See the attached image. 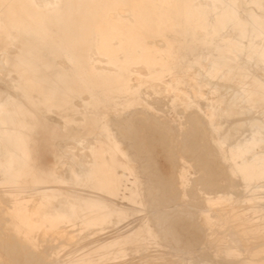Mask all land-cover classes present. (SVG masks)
I'll list each match as a JSON object with an SVG mask.
<instances>
[{
    "label": "rangeland",
    "instance_id": "374dc122",
    "mask_svg": "<svg viewBox=\"0 0 264 264\" xmlns=\"http://www.w3.org/2000/svg\"><path fill=\"white\" fill-rule=\"evenodd\" d=\"M197 1L198 0H175V2L174 0H123L120 6H130V10H132V17L134 19V22H130L129 17H122L119 15L111 20L108 19L107 10H105V8L103 7L101 8L97 0H60V5L62 6V8L57 12L51 11L50 7L54 5L55 2H59L58 0H52L51 2L47 0H0V53L2 51H6L7 46L5 45L4 37H44V40H46L47 43L52 46V50L46 52H43L44 50L41 48H36V51L28 57V63L30 67L29 75L34 80V82L27 84L21 81L18 83V86L21 90L26 89L27 93L26 95H24L25 97L21 96L20 98H18L17 96L16 98L12 99L13 96L7 94L4 98L7 99V101L2 99L3 101L0 102V104L7 102L8 108L16 112V115L19 116L17 118L18 121L16 122L17 126L19 127L18 129H20L17 137V139H19L18 147L21 149V155L23 159L22 161L26 167L24 170V174H22L19 171H13L11 165L7 164L8 170L11 171L10 175L12 178L9 186L20 187L21 191H11L10 194H0V243H3L4 246H8V248L5 247V249L8 250L6 251L2 247V244H0V264H11L13 259H15L14 262H12L13 264H20V262L22 264H33L34 261H29L33 259L31 255L36 256H34V258L37 259H35L36 262H39L37 264H219V262L220 264H264V234L260 232L264 231V134L255 130L248 131V129L246 130V128L243 127L240 130V134L248 133V140H243L239 145L237 144L236 139L240 135H233V132L229 131V134H232H230V138H228L227 141H222L221 136L226 131L225 129H230L231 126L240 119L227 118L226 116L219 117V114L223 110V107L218 102L216 98L217 92L214 90L212 84L210 83H203L202 91L204 93H202L199 99H194L193 93L200 88L198 87L199 85L194 82L191 72L186 67V65L189 64L201 69L204 73H206L205 75L207 77L212 79L214 83L218 81V83H220L221 85H228L229 83L238 85L239 82L241 83L245 81L243 78L247 77L250 80L254 79V75L252 73L242 68V59L238 58V54H243L247 58L254 56V53H257L259 55V58L264 60V19L259 17L260 14L264 11L262 3L264 2V0H243L245 6H248L247 11H243L242 9L238 8L237 0H208L210 3L207 5H198ZM116 6H118V4ZM241 15H245V18H242ZM5 29L11 31L12 34L4 33ZM210 29H212V32L209 31ZM199 31H202V33H198ZM168 32L172 33V36H168ZM223 32L232 33L233 35L230 38H222L221 33ZM108 36H110L109 39ZM55 40H60L65 44L67 52L77 59V67L64 68L62 64H57V61L63 60L64 57L60 53L59 49L54 46L53 41ZM157 40H161L163 42V45L158 46L156 42ZM257 40H260V44L256 46L255 44ZM99 42L105 45L106 43H109V45L107 44L109 47L107 46L105 48H102L96 53L97 57L103 58L102 56H104L103 59L105 60L93 61L92 58L95 54L92 53V47L93 45L96 46ZM260 48L263 51L262 53L259 52ZM105 53L107 54L105 55ZM228 54L229 56L232 54V60L227 58ZM203 55L205 56L204 61L202 60ZM9 56L17 57L18 55L9 54ZM139 61H142V63ZM130 64L134 65L131 67ZM137 67H143V71L136 70L138 69ZM217 68L218 70H216ZM172 70H174L175 72H173ZM116 77L122 80H116ZM132 78L134 81L132 80ZM39 80H41L42 82H40ZM175 81L178 82L175 83ZM181 81H184L183 84ZM40 85L42 86L41 90L43 92V97L45 100L36 102L33 96L36 94L38 95V97H41V93L39 92ZM159 86L164 87L165 91H162ZM12 91L15 92L16 90ZM242 91H245L244 94L246 95L249 102L250 96L248 93V88H242ZM52 96L55 97V100L62 108H70L68 112V118L64 120L63 131H60L58 129V124L56 122L50 121L48 119L49 112L44 113L41 108H47L49 106L46 102V99H49ZM84 96H87L88 98L85 99ZM74 100L80 102V106L75 105L73 103ZM26 102H28V106H30L32 109H27ZM161 106L164 107L162 108ZM159 107L161 108V111ZM116 112H121V116H116ZM197 114L199 116H197ZM192 115L195 116L193 117ZM77 116L82 119H77L75 121L74 119ZM146 116L148 119L150 118V120H147ZM189 116H191L193 119ZM157 119L158 121H155ZM186 119L187 122L190 123V127L188 126V123H185L184 125L183 122L186 121ZM201 119H203V123ZM140 120H144L147 124H150L147 125L144 121ZM131 121L133 124H130ZM71 122L76 125V131L71 132L68 129V126ZM137 122L140 123L137 124ZM194 122H197L198 124L194 126ZM154 123L158 124V129L160 132L162 131V134L158 131L157 126ZM217 123L222 124L223 129L217 128ZM136 124L138 126H136ZM130 125H132V128ZM143 125L146 127H143ZM159 125L162 127H159ZM163 125L164 127L167 125L168 126L163 128ZM39 126L41 127L39 128ZM46 126L48 127L46 128ZM120 126L122 127V129H120ZM152 126L155 127L154 130L156 131L152 129ZM136 127H138V129ZM169 127L172 130H169ZM198 127L199 129H197V132L199 130L200 133H198L200 135L204 132V134H206L207 136L204 134V136H200L197 132L193 133ZM200 127L202 128L200 129ZM125 129L128 131H126ZM135 130H137V132H135ZM187 130L188 133L185 132ZM189 130L193 131L190 132ZM220 130H222V133ZM165 131H169L171 136ZM174 131L177 136L174 135ZM135 133L138 134V137ZM147 134L150 135L147 136ZM151 134H154V136H151ZM157 134L159 135V137ZM191 134L194 139L191 137ZM194 134H196V137H194ZM58 135L62 137L77 138L75 144L78 147L84 146V140L89 138L92 139V144L87 148L89 156L91 157V162L88 164V167L86 169H84L82 165V157L78 159L77 163H73L70 156L66 153H63L61 160H58L56 151L45 145L46 138ZM160 135H163V137L164 135H167L168 137L165 136L163 138ZM184 135L186 136V139L188 137V139L192 138V140H195L197 142L199 140L198 145L200 146H197V143L194 144L195 141H192L193 143H191V139L189 141L187 140L188 142H186ZM132 136H136L139 141L135 140L136 137L133 138ZM150 137L153 139H151ZM200 137H202L203 139ZM205 137L209 140H206ZM162 139H167L168 141L166 142V140L163 141ZM172 139L175 144L172 142ZM169 140H171V142ZM145 141H147V144H145ZM152 141L153 143L155 141L156 142L153 144ZM182 141L185 146L182 144ZM212 141H215V144H213ZM121 142L124 143L123 147L120 145ZM129 142H133L134 144H137L138 142L137 146L140 147V149L137 148V146H135L133 143L131 144ZM161 142L166 145L164 146V144H161ZM168 142H170L171 145ZM178 142H180L181 145ZM184 142H190L189 144L192 147L188 148L189 144H187L186 148V144ZM148 143L150 145V153L148 152L149 150H146V148H149ZM172 144L174 147L172 146ZM193 144L196 146H193ZM205 144H207V146H205ZM131 145H134L135 147L132 146L131 148ZM153 145L154 147L156 146V148H154ZM169 145L170 147L172 146V148H167L169 147ZM141 146H144L143 150ZM178 146L180 147V150L183 149L184 152L180 151L178 149ZM162 147L168 149L165 152L170 153H166L167 155L164 152L161 153L162 151H164L163 149H165ZM196 147L199 151L202 147L203 148L200 152H197L195 151ZM129 148H131V150ZM152 148L156 149V151L154 149L153 150L155 154L157 153L156 155L159 156L157 159L155 154L151 155V153L153 152L151 151ZM158 148H160V150ZM191 148H193L192 151L194 150L195 152H192ZM185 149L192 153L191 154L190 152H188L190 153V158L188 157L187 151ZM135 150H138L139 152H136ZM219 150L224 151V153L228 157V161L224 160V158L220 156ZM140 151L142 155L140 154ZM145 152L149 153V155L147 153L146 155H144ZM261 152H263V154ZM195 153L197 154L195 155ZM137 154L140 155V157H138ZM150 155L151 157H155H153L154 160L151 159ZM162 155L163 157H161ZM200 155L201 157H199ZM168 157L170 158V160H172L169 163L165 161L167 159L169 161ZM192 157L194 160H191ZM140 158H142V161H140ZM152 160L154 162H152ZM229 161L232 163V165H235L236 163L242 161L247 166L239 170V173L232 175L231 169L229 168ZM70 163H73L74 171H76L73 174V178L75 180V184H73V186L75 185L74 187L78 190L77 195H68L63 191L64 188L69 187L68 181L70 179ZM202 163L203 167H201ZM207 164H209V166H207ZM147 165L150 167H148ZM154 166L158 169H156ZM196 166L197 168H199L196 169ZM143 168L147 172H145ZM152 168L154 169V171H156L151 172L153 171ZM220 168L223 169L221 170ZM176 169H178L179 171H175ZM120 171H123L124 174H121ZM147 174H149L150 176ZM153 175L157 176L154 177ZM168 175L172 176L169 177ZM175 175L177 176L175 177ZM218 175L219 177H217ZM150 177H153L152 180ZM199 177L201 178V180ZM145 178H148L147 182ZM149 178L152 184L155 182L153 185H151V183L148 181ZM166 179L167 181H169L168 185L166 184ZM204 179H206V181H208V183L210 184L206 182V184L204 185ZM173 180H175V182H173ZM162 181H164L165 183ZM194 181L196 182L194 183ZM7 183V180L0 177L1 188L6 187ZM55 185L56 187H54ZM157 186H159V188ZM166 186H169L168 189ZM170 186L172 187L171 191ZM175 186L177 187V189L175 188ZM215 186L217 187L215 188ZM201 187L205 188H203L202 190ZM157 189L158 191L161 189L160 192H157ZM206 189L208 190V192ZM216 189L217 191L219 190L218 193L216 192ZM150 190L152 194L149 193ZM163 191L165 194L167 192H170V197L169 193L165 195ZM82 192L84 194H82ZM195 192L198 195L195 194ZM148 194H150L149 196H152L149 197ZM192 194L194 195L191 196ZM160 195H163L164 197H160V201H162V198V203H165V207H163L164 204H160V207L163 205L162 207L164 208V210L168 209L166 210V214L165 211L162 210V207L160 209L159 207H157L159 206L158 203H161L158 200ZM195 195L197 196V198H195ZM156 196L158 197V199ZM187 196L194 197L195 199H188L189 197ZM165 197L167 199L166 201L164 200ZM104 198H108L109 201H104ZM168 198L170 200H175L174 202L170 201L171 203H173L172 207L175 211H172V207L170 205L171 203L169 202ZM174 198L178 199L176 200ZM247 198H249V200ZM198 200L204 205L200 206L201 204ZM178 201L180 203V207L179 203L176 206H178L181 210H179L176 206L175 207L181 212H177L174 207V205ZM192 201H195V203L197 204L199 202V204H192ZM209 201H222L228 208H231V206L234 205L233 210H229L227 212V214H230L233 217V222H225L226 220H224V215H222V220H220V222L215 221L213 216L211 215L212 213L207 211V203ZM189 203H191L192 205ZM255 203L262 204V207H256ZM150 204H152V206ZM182 204H185L187 206H183ZM64 205L67 206V209L62 208L58 210L60 206ZM181 205L187 210H184ZM194 205L195 207H191V209L190 206ZM195 208H197V210ZM193 209L199 212H195ZM170 210L171 212H173L172 214ZM186 211H188L187 214ZM207 212L209 213V217L211 216V222H200L201 214ZM162 213L164 214L162 215ZM181 213L183 214V217L181 216ZM191 213H195L196 215L192 216ZM184 214H186L187 217L184 216ZM167 215L170 216V220L168 219L169 217ZM198 215L200 216L198 217ZM157 217L159 222L157 221ZM160 217L162 218L163 223L162 220L160 221ZM171 217H173V219H171ZM178 217H181L179 219L182 220L184 218L185 220L186 218L187 220L191 219V221L186 220V222L185 220H180L182 221L180 222L178 221L179 219H177ZM196 217H198L197 221ZM83 220H85L86 222ZM176 221L179 223H177ZM193 221L195 223L199 222L200 224L197 223V225L199 224L198 226L203 225V227H201L202 229H198V226L194 224ZM58 222L60 225L57 224ZM189 222L193 223L197 227H194L193 224L190 225ZM203 222L206 224L204 225ZM172 223L173 225H171ZM175 223L178 225V227H176L177 225H175ZM180 223H183L182 227H179ZM184 223L188 225V228H192L189 229L193 231H190L187 228V225L184 227ZM110 224L112 228H110ZM162 225H165L164 228L166 229H164ZM64 227H66L67 229ZM102 227L103 229H101ZM175 227L177 228V230ZM246 227L252 228V233H247L245 231ZM197 229L200 230V233L198 232L199 234L197 233ZM235 229L238 230V235L234 232ZM186 230L190 231H188L189 235L187 236L186 234H188V232L185 233ZM160 231H163L162 234L160 233ZM202 231H205L204 234ZM168 232L172 234L169 233V236ZM174 232L175 234L178 233V237L177 235L174 236ZM180 232L183 233L182 237H179L181 236V234H179ZM98 233L100 236L98 235ZM190 233L192 235L193 233L195 234L193 235L194 238ZM201 233L203 234V236L200 235ZM207 234L209 235L207 236ZM166 235L168 238L166 237ZM184 236L187 238H185ZM204 236L205 239L203 238ZM169 237H172L174 240L176 239V241H172L173 239L171 240L169 239ZM199 237L202 239L201 241H199L202 247H199L200 243L197 242L198 240H200ZM178 238H181L182 242L189 240V245H186V243L188 242L187 241L183 244L184 246H179L182 245V242H180V240L178 241ZM192 239H194V241H192ZM203 239L205 241L204 243ZM190 241H192V243L195 242L194 245H192ZM177 242L180 244H178ZM232 242L235 243V245ZM6 243H8V245ZM12 244L16 248L12 247ZM195 244H197L198 247H195ZM218 244L224 247L231 248L235 255L231 257L218 255L215 250V246ZM191 245L192 247H190ZM208 245L209 247H207ZM89 247L92 248L90 249ZM171 247H174V249L176 250ZM9 248H11V250H9ZM13 248L17 249V251ZM145 249H148L150 253L149 255L144 254ZM202 249L205 252L202 251ZM114 250H117L118 252L124 251L125 257L122 259L98 260V257L100 255L105 253H113ZM179 250L180 252H182L180 253ZM16 252H19V261H17L15 257L18 254ZM183 252H185V254ZM190 252H192V254ZM11 253H14L15 256H13ZM208 253H211L212 258ZM8 254L13 257L11 258V256H8ZM200 255L203 256L201 257ZM205 255L207 258L205 257ZM24 256L28 257L25 259ZM61 256L64 257L65 261L58 263V257ZM198 256L203 259L201 260ZM208 256L210 258H208ZM29 257L31 259H28ZM23 258L25 262L23 261ZM27 260L29 263H27Z\"/></svg>",
    "mask_w": 264,
    "mask_h": 264
},
{
    "label": "bare ground",
    "instance_id": "6f19581e",
    "mask_svg": "<svg viewBox=\"0 0 264 264\" xmlns=\"http://www.w3.org/2000/svg\"><path fill=\"white\" fill-rule=\"evenodd\" d=\"M47 1H49V2H51L52 0H47ZM59 2H55V4L54 5H52L51 7H50V10L51 11H54V12H57V11H60V9L62 8V6L60 5V0H58ZM115 1V2H114ZM97 0V2H99V5H100V7L102 8H105V10H107V12H108V19H113L114 17H116V16H122V17H129L130 18V22L132 21V22H134V19H133V17H132V10H130L131 8H130V6H128V7H122V6H120L121 5V3H122V1L123 0ZM156 1V0H155ZM161 1H163V0H161ZM213 1V0H212ZM138 2V1H137ZM172 2V1H171ZM174 2H175V0H174ZM247 2V1H246ZM252 2V1H251ZM169 3V2H168ZM210 2L208 1V0H198L197 1V4L199 5H207V4H209ZM257 3V2H256ZM263 3V8H264V2H262ZM261 3V4H262ZM118 4V6H116ZM154 5H157V4H154ZM216 5V4H215ZM237 5H238V8L239 9H242L243 11H247V7L245 6V3H244V1L243 0H237ZM163 6V5H162ZM261 6V5H260ZM164 7V6H163ZM221 7V6H220ZM230 7V6H229ZM250 8V7H249ZM255 8V7H254ZM178 9V8H177ZM238 9V10H239ZM261 9V8H260ZM134 10V9H133ZM257 10V9H256ZM262 10V9H261ZM212 11V10H211ZM235 11V10H234ZM258 11V10H257ZM218 12V11H217ZM155 13V12H154ZM205 13V12H204ZM157 14V13H156ZM167 14V13H166ZM253 14V13H252ZM160 16V15H159ZM165 16V15H164ZM242 16V18H245V15H241ZM211 17V16H210ZM209 17V18H210ZM260 18H262V19H264V11L260 14V16H259ZM162 18V17H161ZM165 18V17H164ZM239 18V17H238ZM163 19V18H162ZM217 20V19H216ZM211 23V22H210ZM220 28V27H219ZM222 30V29H221ZM220 30V31H221ZM230 30H231V28H230ZM29 31H31V30H29ZM197 31V30H196ZM210 32H212V29H210L209 30ZM230 32H232V31H230ZM4 33H10V34H12V32L11 31H9V30H4ZM198 33H202V31H199ZM235 33V32H234ZM237 33V32H236ZM168 36H172V33H170V32H168ZM206 34V33H205ZM262 34V33H261ZM155 35V34H154ZM200 35V34H199ZM219 35V34H218ZM232 33H228V32H223V33H221V37L222 38H230V37H232ZM264 35V34H263ZM98 36V35H97ZM104 37H105V35H104ZM109 37L110 36H108V39H109ZM217 37V36H216ZM114 38V37H113ZM151 38V37H150ZM177 38V37H176ZM45 38L44 37H4V42H5V45L7 46L6 47V51H2L1 53H0V102L1 101H3V100H6L7 101V99H4L5 98V96L7 95V94H10L11 96H13V98L12 99H14V98H16L17 96H18V98H20L21 96H24V95H26V93H27V91H26V89L25 90H21L20 89V87L18 86V83L19 82H24V83H32V82H34V80L30 77V75H29V72H30V67H29V63H28V57L30 56V55H32L33 54V52H35L36 50V48H41V49H43L44 51L43 52H46V51H49V50H52V46H50L48 43H47V41L46 40H44ZM96 40V39H95ZM105 40V39H104ZM117 40H119V39H117ZM252 40V39H251ZM103 41V40H102ZM109 41V40H108ZM148 41V40H147ZM54 43V46L55 47H57L58 49H59V51H60V53L62 54V56L64 57L63 58V60H59V61H57V64L59 63V64H62L63 65V67L64 68H68V67H77L78 66V61H77V59L76 58H74L70 53H68L67 52V50H66V46H65V44L63 43V42H61L60 40H55V41H53ZM105 42V41H104ZM116 42H118V41H116ZM151 42V41H150ZM153 42V41H152ZM157 42V45L158 46H162L163 45V42L161 41V40H157L156 41ZM234 43V42H233ZM238 43V42H237ZM240 43V42H239ZM109 45V43H106V45L105 44H102L101 42H99L96 46H94L93 45V47H92V53L93 54H95L94 56H93V58H92V60L93 61H104L105 59H103L104 58V56H102L103 58H99V57H97V55H96V53L99 51V50H101L102 48H105V47H107L108 45ZM145 44H146V42H145ZM184 44V43H183ZM230 44V43H229ZM245 44V43H244ZM254 44V43H253ZM260 44V40H257L256 41V46L257 45H259ZM116 45V44H115ZM121 45V44H120ZM126 46V45H125ZM148 46H150V45H148ZM239 46V45H238ZM241 46V45H240ZM91 47V46H90ZM109 47V46H108ZM112 47V46H111ZM122 47V46H121ZM145 47H147V46H145ZM154 48V47H153ZM157 48V47H156ZM89 49V48H88ZM88 49H87V51H88ZM107 49V48H106ZM114 49V48H113ZM127 49V48H126ZM138 50V49H137ZM158 50V49H157ZM162 50V49H161ZM160 50V51H161ZM237 50V49H236ZM133 51V50H132ZM166 51V50H165ZM234 51V50H233ZM238 51V50H237ZM230 52V51H229ZM260 53H262L263 51H262V49L260 48V51H259ZM144 53H146V52H144ZM237 53V52H236ZM253 53V52H252ZM259 53V54H260ZM9 54L10 55H18L17 57L15 56V57H10L9 56ZM107 53H105V55H106ZM110 54V53H109ZM151 54H152V52H151ZM154 54V53H153ZM255 55L254 56H251V57H245L243 54H238V58L239 59H242V63H241V66H242V68L243 69H246V71L248 70L250 73H252L253 75H254V79H249L248 77L247 78H243L245 81H243V82H239V84L237 85V84H228V85H221L220 83H218V81L217 82H213L212 81V79L211 78H209V77H207L205 74L206 73H204L201 69H199V68H196L195 66H192V65H186V67H187V69L191 72V75H192V78L194 79V82H196V84L197 85H199L198 87L200 88V89H198L197 91H195L194 93H193V98L194 99H199L200 97H201V95H202V93H204L203 91H202V84L203 83H210V84H212V86H213V88H214V90L217 92V100H218V102L222 105V107H223V110L220 112V116L219 117H221V116H226L227 118H232V119H234V118H239L240 120H238V121H236L232 126H231V128L230 129H225L224 131V133L222 134V136H221V140L222 141H227L228 140V138H230V134H229V131H232L233 132V135H237V134H239L240 136L236 139V142H237V144H239L240 145V143H242V141L243 140H248L249 138H248V133H242V134H240V130H241V128H243V127H245L246 128V130L248 129V131H253V130H255V131H258V132H260V133H262V134H264V60L263 59H260L259 58V55L257 54V53H254ZM99 55V54H98ZM155 55V54H154ZM166 55H167V53H166ZM232 55V54H231ZM231 55L229 56V54H228V56H227V58L228 59H231L232 60V57H231ZM237 55V54H236ZM101 56V55H100ZM121 56H122V54H121ZM137 56H138V54H137ZM149 56H150V53H149ZM163 56V55H162ZM248 56V55H247ZM250 56V55H249ZM110 57V56H109ZM128 57H129V55H128ZM159 57V56H158ZM157 57V58H158ZM105 58H108V57H105ZM114 58V57H113ZM151 58V57H150ZM171 58V57H170ZM173 58V57H172ZM49 59V58H48ZM116 59V58H115ZM143 60H145V59H143ZM142 60V61H143ZM202 60L204 61L205 60V56L203 55L202 56ZM107 61V60H106ZM142 61H139V62H141L142 63ZM147 61V60H146ZM163 61V60H162ZM168 61V60H167ZM126 62V61H125ZM138 62V61H137ZM123 63V62H122ZM141 63H139V64H141ZM147 63H149V62H147ZM155 63V62H154ZM160 63V62H159ZM163 63V62H162ZM161 63V64H162ZM108 64V63H107ZM135 64V63H134ZM133 64V65H134ZM207 64V63H206ZM92 65V64H91ZM126 65V64H125ZM124 65V66H125ZM131 65V64H130ZM133 65H131V67L133 66ZM160 65V64H159ZM168 65V64H167ZM170 65V64H169ZM172 65V64H171ZM194 65V64H193ZM214 65V64H213ZM60 66V65H59ZM94 66V65H93ZM97 66V65H96ZM119 66V65H118ZM121 66V65H120ZM137 66V65H136ZM140 66V65H139ZM148 66V65H147ZM146 66V67H147ZM156 66V65H155ZM197 66V65H196ZM210 66V65H209ZM240 66V67H241ZM111 67H113V66H111ZM109 68V67H108ZM138 68V67H137ZM163 68V67H162ZM165 68V67H164ZM201 68V67H200ZM136 69V68H135ZM156 69V68H155ZM116 70V69H115ZM128 70V69H127ZM136 70H142L143 71V67H141V68H138V69H136ZM148 70V69H147ZM177 70V69H176ZM216 70H218V68L216 69ZM173 72H175L174 70H172ZM245 71V70H244ZM130 72V71H129ZM227 72V71H226ZM225 73V72H224ZM68 74V73H67ZM118 74V73H117ZM125 74V73H124ZM127 74V73H126ZM161 74V73H160ZM102 75H104V74H102ZM131 75V74H130ZM169 75V74H168ZM180 75V74H179ZM218 75V74H217ZM216 75V76H217ZM236 75V74H235ZM116 76H118V75H116ZM156 76H157V74H156ZM190 76V75H189ZM211 76H213V75H211ZM105 77V76H104ZM133 77H136V76H133ZM191 77V76H190ZM219 77V76H218ZM127 78V77H126ZM165 78V77H164ZM176 78H177V75H176ZM191 78V79H192ZM105 79V78H104ZM119 78H117L116 77V80H118ZM147 79H148V77H147ZM163 79V78H162ZM167 79V78H166ZM165 79V80H166ZM174 79V78H173ZM188 79H190V78H188ZM229 79H231V78H229ZM119 80H122V79H119ZM132 80H133V78H132ZM151 80V79H150ZM157 80V79H156ZM186 80V79H185ZM224 80V79H223ZM222 80V81H223ZM226 80H227V78H226ZM40 82H42L41 80H39ZM125 81V80H124ZM134 81V80H133ZM146 81V80H145ZM129 82V81H128ZM136 82V81H135ZM134 82V83H135ZM143 82V81H142ZM159 82V81H158ZM178 82V81H177ZM176 81H175V83H177ZM182 82V81H181ZM184 82V81H183ZM183 82H182V84H183ZM230 82V81H229ZM3 85H2V84ZM180 83V82H179ZM224 83V82H223ZM107 84V83H106ZM116 84V83H115ZM120 84H122V83H120ZM130 84V83H129ZM160 84V83H159ZM92 85V84H91ZM117 85H119V84H117ZM124 85V84H123ZM128 85V84H127ZM150 85V84H149ZM173 85V84H172ZM177 85V84H176ZM207 85V84H206ZM122 86V85H121ZM129 86V85H128ZM148 86V85H147ZM23 87V86H22ZM21 87V88H22ZM25 87H26V85H25ZM24 87V88H25ZM135 87V86H134ZM161 89H162V91H165V88L164 87H161V86H159ZM207 87V86H206ZM114 88V87H113ZM121 88V87H120ZM185 88V87H184ZM212 88V89H213ZM242 88H248V93H249V96H250V101L248 102V99H247V97H246V95L244 94V92L242 91ZM16 90L15 92H13L12 90ZM42 86L40 85V89H39V92L41 93V97H38V95H34L33 97H34V99L36 100V102L37 101H42V100H45L44 99V97H43V92H42ZM125 89V88H124ZM137 89V88H136ZM118 90V89H117ZM135 90V89H134ZM153 90V89H152ZM205 90H207V89H205ZM247 90V89H246ZM104 91V90H103ZM114 91H116V90H114ZM128 91V90H127ZM179 91V90H178ZM99 92V91H98ZM106 92V91H105ZM118 92V91H117ZM177 92V91H176ZM207 92V91H206ZM114 93V92H113ZM127 93V92H126ZM155 93H156V91H155ZM174 93V92H173ZM166 94V93H165ZM105 95V94H104ZM148 95V94H147ZM170 95H171V93H170ZM181 95V94H180ZM185 95V94H184ZM106 96V95H105ZM136 96V95H135ZM25 97V96H24ZM102 97V96H101ZM110 97V96H109ZM120 97H121V93H120ZM131 97V96H130ZM142 97V96H141ZM157 97V96H156ZM161 97V96H160ZM212 97H214V96H212ZM9 98V97H8ZM84 98L86 99V98H88L87 96H84ZM112 98V97H111ZM163 98V97H162ZM172 98V97H171ZM3 99V100H2ZM117 99V98H116ZM129 99V98H128ZM135 99V98H134ZM179 99V98H178ZM202 99V98H201ZM207 99V98H206ZM209 99V98H208ZM83 100V99H82ZM109 100V99H108ZM123 100V99H122ZM160 100V99H159ZM164 100V99H163ZM180 100V99H179ZM188 100V99H187ZM10 101V100H9ZM84 101V100H83ZM113 101V100H112ZM129 101V100H128ZM127 101V102H128ZM132 101V100H131ZM165 101V100H164ZM204 101V100H203ZM211 101V100H210ZM213 101H215V100H213ZM46 102H47V104L49 105L47 108H44V107H41L42 108V111L44 112V113H48L49 112V115H48V119L50 120V121H53V122H56L57 124H58V129L60 130V131H63L64 130V120L65 119H67L68 118V112H69V110H70V108L69 107H66V108H62L59 104H58V102L55 100V97H50L49 99L47 98L46 99ZM119 102V101H118ZM133 102V101H132ZM144 102V101H143ZM153 102V101H152ZM167 102V101H166ZM191 102V101H190ZM75 105H78V106H80V102H78V101H76V100H74V102H73ZM200 103V102H199ZM116 104V103H115ZM130 104V103H129ZM128 104V105H129ZM159 104H160V102H159ZM166 104V103H165ZM172 104V103H171ZM192 104V103H191ZM8 104H7V102H4V103H1L0 104V177L1 178H4L5 180H7L8 181V183H7V185H6V187H3V188H1L0 189V194H4V193H7V194H10V192L11 191H16V192H20L21 191V189H20V187H11V186H9V183H11V181H12V178H11V175H10V173H11V171H9L8 170V168H7V164H10L11 165V167H12V169H13V171H15V172H17V171H19V172H21L22 174H24V170H25V165H24V163H23V159H22V155H21V149L18 147V140L19 139H17V137H18V132L20 131V129H18L19 127L17 126V124H16V122L18 121V115H16V112H14V111H12V110H10L9 108H8V106H7ZM26 105H27V109H32L30 106H28V102H26ZM112 105V104H111ZM127 105V106H128ZM102 106H103V104H102ZM105 106V105H104ZM108 106V105H107ZM127 106H125V107H127ZM171 106V105H170ZM194 106V105H193ZM213 106V105H212ZM220 106V105H219ZM162 107V106H161ZM164 107V106H163ZM162 107V108H163ZM169 107V106H168ZM187 107V106H186ZM208 107V106H207ZM79 108V107H78ZM160 108V107H159ZM184 108V107H183ZM182 108V109H183ZM190 108V107H189ZM193 109V108H192ZM209 109V108H208ZM222 109V108H221ZM109 110V109H108ZM111 110V109H110ZM117 110V109H116ZM164 110V109H163ZM166 110H167V108H166ZM175 110V109H174ZM177 110V109H176ZM83 111V110H82ZM112 111V110H111ZM160 111H161V108H160ZM97 112V111H96ZM139 112V111H138ZM34 113V112H33ZM121 112H116L115 114H116V116H121V114H120ZM171 113V112H170ZM186 113V112H185ZM193 114V113H192ZM87 115V114H86ZM134 115V114H133ZM191 115V114H190ZM132 116V115H131ZM138 116V115H137ZM166 116V115H165ZM183 116V115H182ZM193 116V115H192ZM195 116V115H194ZM193 116V117H194ZM197 116H199L198 114H197ZM135 117H136V113H135ZM158 117V116H157ZM189 117H191V116H189ZM146 118H147V116H146ZM153 118V117H152ZM187 118H188V116H187ZM192 118V117H191ZM191 118H190V120H191ZM201 118V117H200ZM77 119H82V118H80V117H76L74 120L76 121ZM130 119H131V117H130ZM137 119H138V117H137ZM143 119H145V118H143ZM184 119V118H183ZM193 119V118H192ZM196 119V118H195ZM195 119H194V121H195ZM217 119V118H216ZM223 119V118H222ZM73 120V121H74ZM129 120V119H128ZM147 120H150V118L148 119L147 118ZM152 120V119H151ZM189 120V119H188ZM199 120V119H198ZM202 120V123H203V119H201ZM220 120V119H219ZM228 120V119H227ZM126 121V120H125ZM130 121V120H129ZM138 121H139V119H138ZM140 121H144V120H140ZM155 121H158V119L157 120H155ZM184 121V120H183ZM134 122H135V120H134ZM145 122V121H144ZM149 122V121H148ZM163 122H164V120H163ZM189 122H192V121H189ZM222 122V121H221ZM46 123V122H45ZM132 123V121L130 122V124ZM138 123H140V122H137V124ZM146 123V122H145ZM144 123V124H145ZM157 123V122H156ZM184 123V125H185V123H188L187 122V119H186V121H184L183 122ZM195 123V122H194ZM49 124V123H48ZM123 124H124V122H123ZM126 124V123H125ZM129 124V123H128ZM127 124V125H128ZM133 124V123H132ZM136 124V126H138ZM142 124V123H141ZM147 124V123H146ZM145 124V125H146ZM148 124H150V123H148ZM147 124V125H148ZM152 124V123H151ZM155 124V123H154ZM154 124H153V126H154ZM160 124V123H159ZM163 124V123H162ZM165 124V123H164ZM168 124V123H167ZM189 124L190 123H188V126H189ZM196 124H198L197 122L195 123V124H193L194 126L196 125ZM218 124V123H217ZM231 124V123H230ZM41 125V124H40ZM107 125V124H106ZM118 125V124H117ZM156 126L158 125V124H155ZM166 125V124H165ZM200 125V124H199ZM204 125V124H203ZM210 125V124H209ZM225 125V124H224ZM113 126H114V124H113ZM125 126V125H124ZM131 126V128H132V125H130ZM152 126V127H153ZM168 126V125H167ZM167 126H165V127H167ZM170 126V125H169ZM191 126V125H190ZM189 126V127H190ZM24 127V126H23ZM22 127V128H23ZM41 126H39V128H40ZM45 127V126H44ZM48 126H46V128H47ZM69 128V130L71 131V132H73V131H76L77 130V127H76V125L73 123V122H71L70 124H69V126H68ZM121 127V126H120ZM140 127V126H139ZM142 127V126H141ZM143 127H146V126H144L143 125ZM142 127V128H143ZM148 127H150V126H148ZM159 127H162V126H160L159 125ZM164 127V125H163V128H165ZM179 127V126H178ZM181 127V126H180ZM207 127V126H206ZM228 127V126H227ZM101 128V127H100ZM128 128V127H127ZM130 128V127H129ZM137 129H138V127H136ZM141 128V129H142ZM193 128V127H192ZM191 128V129H192ZM202 127H200V129H201ZM205 128V127H204ZM217 128H220V129H223V125L222 124H218L217 125ZM117 129H118V127H117ZM120 129H122V127L120 128ZM149 129V128H148ZM147 129V130H148ZM153 130L155 129V127H153L152 128ZM157 129H158V126H157ZM187 129H189V128H187ZM190 129V130H191ZM197 129H199V127L198 128H196V131H194L193 133H195V132H197ZM215 129V128H214ZM126 130V129H125ZM132 130V129H131ZM131 130H130V133H131ZM140 130V129H139ZM152 130V131H153ZM168 130V129H167ZM166 130V131H167ZM169 130H172V129H170V127H169ZM189 130V131H190ZM117 131H119V130H117ZM126 131H128V130H126ZM125 131V132H126ZM141 131V130H140ZM151 131V132H152ZM154 131H156V130H154ZM158 131H159V129H158ZM158 131H157V133H158ZM164 131V130H163ZM165 131V132H166ZM176 131V130H175ZM175 131H174V133H175ZM184 131V130H183ZM193 131V130H192ZM192 131H190V132H192ZM201 131V130H200ZM206 131H207V129H206ZM221 131V133H222V130H220ZM247 131V132H248ZM135 132H137V130H135ZM139 132V131H138ZM142 132V131H141ZM160 132V131H159ZM177 132V131H176ZM186 133H188V130L187 131H185ZM184 132V133H185ZM198 132H199V130H198ZM197 132V133H198ZM120 133V132H119ZM123 133V132H122ZM145 133H146V131H145ZM149 133H150V131H149ZM155 133V132H154ZM161 134H162V131L160 132ZM159 133V134H160ZM166 133H169V135L171 136V134H170V132L168 131V132H166ZM171 133H173V132H171ZM183 133V134H184ZM200 133V132H199ZM198 133V134H199ZM206 133V132H205ZM250 133V132H249ZM76 134H78V133H76ZM80 134V133H79ZM124 134V133H123ZM136 134V133H135ZM140 134V133H139ZM156 134V133H155ZM178 134V133H177ZM182 134V135H183ZM198 134H197V137H198ZM203 134H204V132H203ZM201 134L202 136H204V135H206V134ZM209 134V133H208ZM214 134H216V133H214ZM248 134V135H247ZM120 135V134H119ZM133 135V134H132ZM143 135H144V133H143ZM143 135H142V137H143ZM150 135V134H149ZM148 134H147V136H149ZM158 135V134H157ZM173 135V134H172ZM174 135H176V133L174 134ZM186 135V134H185ZM184 135V136H185ZM200 135V134H199ZM200 135V136H201ZM232 135V134H231ZM47 136V135H46ZM129 136V135H128ZM127 136V137H128ZM136 136L138 137V134H136ZM136 136H134V137H136ZM151 136H154V134L152 135L151 134ZM156 136V135H155ZM160 136H162L163 137V135H160ZM165 136H167V135H164V137ZM169 136V137H170ZM177 136V135H176ZM188 136V135H187ZM207 136V135H206ZM121 137V136H120ZM119 137V138H120ZM133 137V136H132ZM133 137V138H134ZM135 138V140H138V138ZM146 137V136H145ZM158 137H159V135H158ZM163 137V138H164ZM168 137V136H167ZM182 137V136H181ZM191 137H192V134H191ZM194 137H196V134H194ZM257 137V136H256ZM28 138V137H27ZM114 138V137H113ZM140 138V137H139ZM148 138V137H147ZM151 138V137H150ZM155 138H157V137H155ZM155 138H154V140H155ZM161 138V137H160ZM159 138V139H160ZM177 138V137H176ZM184 138V137H183ZM193 138V137H192ZM192 138H190L191 139V143H193L192 141H195V140H192ZM200 138H202V137H200ZM200 138H198V139H200ZM210 138V137H209ZM231 138H233V137H231ZM30 139V138H29ZM84 139V138H83ZM128 139V138H127ZM146 139V138H145ZM151 139H153V138H151ZM151 139H150V141H151ZM185 139H186V136H185ZM185 139H184V141H185ZM190 139H188V137H187V139H186V142H188ZM194 139V138H193ZM203 139V138H202ZM205 139H206V137H205ZM204 139V140H205ZM208 139V138H207ZM206 139V140H207ZM211 139V138H210ZM76 140H77V138H71V137H62V136H60V135H58V136H50V137H48V138H46L45 139V145H47L48 147H50L51 149H53L54 151H56V153H57V157H58V160H61V157H62V154L63 153H66L67 155H69L70 156V158H71V160L73 161V163H77L78 162V159L80 158V157H82V165H83V167H84V169H86L87 167H88V164L91 162V157L89 156V153H88V151H87V148L88 147H90V145L92 144V139H86V140H84L85 141V143H84V146L81 148V147H78L76 144H75V142H76ZM129 140V139H128ZM149 140V139H148ZM147 140V141H148ZM157 140V139H156ZM163 140V139H162ZM166 140V142L168 141L167 139H164L163 141H165ZM174 140H175V138H174ZM181 140H182V138H181ZM181 140H179V141H181ZM188 140V141H187ZM209 140V139H208ZM219 140H220V138H219ZM36 141V140H35ZM102 141V140H101ZM132 141V140H131ZM139 141V140H138ZM147 141H145V144H147L146 142ZM150 141H149V143H150ZM170 142H171V140H169ZM178 141V140H177ZM202 141V140H201ZM254 141V140H253ZM83 142V141H82ZM141 142V141H140ZM156 142V141H155ZM154 142V143H155ZM158 142V141H157ZM165 142V143H166ZM170 142H168L169 144H170ZM172 142H173V139H172ZM189 142V143H190ZM198 142H199V140H198ZM198 142L197 141H195V143L194 144H196L197 143V146H200V145H198ZM203 142H205V141H203ZM202 142V143H203ZM213 142V144H215V141H212ZM229 142V141H228ZM34 143H36V142H34ZM38 143V142H37ZM129 143H131V142H129ZM133 143V142H132ZM131 143V144H132ZM136 143V142H135ZM149 143H148V145H149ZM152 143H153V141H152ZM151 143V144H152ZM153 143V144H154ZM163 142H161V144H162ZM167 143V144H168ZM174 144H175V142H173ZM179 144H180V142H178ZM185 143V142H184ZM189 143H185L186 144V148H187V144H189ZM81 144V143H80ZM117 144V143H116ZM134 144V143H133ZM137 144H138V142H137ZM137 144H134L135 146H137ZM160 144V143H159ZM159 144H158V147H159ZM164 144V143H163ZM182 144H183V141H182ZM193 144V146H196V145H194ZM199 144H201V143H199ZM234 144V143H233ZM255 144V143H254ZM33 145V144H32ZM37 145V144H36ZM39 145V144H38ZM83 145V144H82ZM120 145L123 147L124 146V143L123 142H121L120 143ZM134 145H131L130 147L132 148V146L133 147H135ZM142 145V144H141ZM147 145V146H148ZM166 144H164V146H165ZM171 145V144H170ZM170 145H169V147H167V148H172V146H173V144H172V146L170 147ZM178 145V144H177ZM181 145V144H180ZM179 145V146H180ZM184 145V144H183ZM182 145V146H183ZM190 145V144H189ZM188 145V148L189 147H192L191 145L189 146ZM211 145V144H210ZM230 145V144H229ZM40 146V145H39ZM98 146V145H97ZM97 146H96V148H97ZM128 146V145H127ZM139 146H140V144H139ZM178 146V149L180 150V147ZM185 146V145H184ZM203 146H204V144H203ZM205 146H207V144H205ZM241 146H243V145H241ZM259 146H261V145H259ZM142 147V146H141ZM149 148L147 149L146 148V146H145V148H146V150H149L150 149V145L148 146ZM152 147V146H151ZM153 147H154V145H153ZM174 147V146H173ZM249 147V146H248ZM253 147V146H252ZM257 147V146H256ZM131 148H129L130 150H131ZM137 148H139L140 149V147H138L137 146ZM143 148H144V146L142 147V150H143ZM154 148H156V146L154 147ZM154 148H152L151 149V151H153L154 152V150L156 151V149H154ZM161 148V147H160ZM160 148H158L159 150H160ZM162 148H165V147H162ZM183 148H185V147H183ZM195 148V147H194ZM203 148V147H202ZM201 148V149H202ZM213 148V147H212ZM93 149V148H92ZM135 149V148H134ZM133 149V150H134ZM154 149V150H153ZM181 149H182V147H181ZM192 149L193 148H191V151H192ZM198 148L196 147V149H195V151H199V150H197ZM201 149H200V151H201ZM207 149H209V148H207ZM158 150V151H159ZM164 151H162L161 153H167V154H169L168 152H165L166 150H168V149H163ZM174 150V149H173ZM175 150H176V148H175ZM186 150V149H185ZM204 150H206V149H204ZM225 150V149H224ZM136 151V150H135ZM138 151V150H137ZM136 151V152H137ZM169 151H170V149H169ZM180 151H183V149L182 150H180ZM187 151V154H188V157H189V154L191 153L190 151H188V150H186ZM194 151V150H193ZM192 151V152H193ZM194 151V152H195ZM199 151V152H200ZM213 151V150H212ZM232 151V150H231ZM236 151V150H235ZM242 151V150H241ZM246 151V150H245ZM256 151V150H255ZM134 152V151H133ZM139 152V151H138ZM144 152V151H143ZM142 152V153H143ZM149 153H150V150L148 151ZM151 153V155L153 154H155V152L154 153ZM184 152V151H183ZM188 152H190V153H188ZM202 152H203V150H202ZM214 152H215V150H214ZM240 152V151H239ZM244 152V151H243ZM146 153L147 152H145V154L144 155H146ZM149 153H147L148 155H149ZM160 153V152H159ZM158 153V154H159ZM175 153V152H174ZM180 153V152H179ZM178 153V154H179ZM237 153V152H236ZM241 153V152H240ZM252 153V152H251ZM262 154H263V152H261ZM140 154H141V151H140ZM157 154V153H156ZM155 154V155H156ZM166 154V155H167ZM172 154H173V152H172ZM171 154V155H172ZM177 154V155H178ZM181 154H183V153H181ZM192 154V153H191ZM197 153H195V155H196ZM201 154V153H200ZM204 154V153H203ZM211 154H213V153H211ZM217 154V153H216ZM216 154H215V157H216ZM219 154H220V156L221 157H223L224 158V160H226V161H228V157L226 156V154L224 153V151H222V150H219ZM254 154V153H253ZM253 154H252V156H253ZM138 155V154H137ZM137 155H136V157H137ZM142 155V154H141ZM151 155H150V157H151ZM175 155V154H174ZM206 155H207V153H206ZM205 155V156H206ZM210 155V154H209ZM257 155V154H256ZM132 156V155H131ZM168 156H170V155H168ZM185 156V155H184ZM187 156V155H186ZM192 156H194V155H192ZM244 156V155H243ZM96 157V156H95ZM98 157V156H97ZM138 157H140V155H138ZM144 157V156H143ZM148 157V156H147ZM153 157L154 156H152L151 157V159H153ZM159 156H157L156 155V159L158 158ZM161 157H163V155L161 156ZM160 157V158H161ZM165 157V156H164ZM173 157V156H172ZM175 157V156H174ZM183 157V156H182ZM199 157H201V155L199 156ZM203 157V156H202ZM208 157V156H207ZM212 157V156H211ZM250 157V156H249ZM69 158V157H68ZM106 158V157H105ZM155 158V157H154ZM166 158V157H165ZM169 158V157H168ZM176 158V157H175ZM190 158V157H189ZM188 158V159H189ZM219 158V157H218ZM252 158V157H251ZM261 158V157H260ZM139 159V158H138ZM142 158H140V161H142L141 160ZM150 159V158H149ZM178 159V158H177ZM207 159V158H206ZM216 159V158H215ZM256 159V158H255ZM258 159V158H257ZM101 160V159H100ZM133 160H135V159H133ZM137 160V159H136ZM146 160V159H145ZM154 160V159H153ZM152 160V162H154ZM185 160H186V157H185ZM190 160V159H189ZM191 160H194L193 159V157H192V159ZM200 160V159H199ZM201 160H202V158H201ZM210 160V159H209ZM218 160V159H217ZM38 161V160H37ZM156 161V160H155ZM165 161H167L168 163L170 162V161H172V160H170V158H169V161H168V159L167 160H165ZM175 161H177V160H175ZM188 161V160H187ZM219 161H220V159H219ZM41 162V161H40ZM69 162V161H68ZM144 162V161H143ZM142 162V163H143ZM147 162H148V159H147ZM152 162H150V163H152ZM174 162V161H173ZM179 162V161H178ZM186 162V161H185ZM199 162V161H198ZM204 162H205V160H204ZM209 162V161H208ZM216 162V161H215ZM230 162V161H229ZM73 163H70V166H69V168H70V179H69V187H67V188H64V193H66V194H74V195H77L78 194V190L73 186V184H75V180H74V178H73V174H74V172H76V171H74V166H73ZM81 163V162H80ZM93 163V162H92ZM172 163V162H171ZM170 163V164H171ZM188 163V162H187ZM193 163V162H192ZM195 163V162H194ZM214 163V162H213ZM254 163V162H253ZM157 164V163H156ZM156 164H152V165H156ZM174 164V163H173ZM179 164V163H178ZM189 164H190V162H189ZM198 164V163H197ZM196 164V165H197ZM201 164V163H200ZM210 164V163H209ZM209 164H207V166H209ZM218 164H219V162H218ZM256 164V163H255ZM144 165H146V164H144ZM148 165H149V163H148ZM147 165V166H148ZM151 165V166H152ZM193 165H195V164H193ZM259 165V164H258ZM141 166V165H140ZM175 166H177V165H175ZM181 166V165H180ZM191 166H192V164H191ZM205 166V165H204ZM213 166V165H212ZM247 165L244 163V162H238V163H236L235 165H232V163L230 162V169H231V174L232 175H235V174H237V173H239V170H241L242 168H244V167H246ZM93 167V166H92ZM142 167V166H141ZM146 167V166H145ZM144 167V168H145ZM148 167H150V166H148ZM147 167V168H148ZM155 167V166H154ZM172 167V166H171ZM194 167V166H193ZM201 167H203V163H202V166ZM215 167V166H214ZM144 168H143V170H144ZM156 168V167H155ZM176 168V167H175ZM199 168V167H198ZM197 168V166H196V169H198ZM213 168V167H212ZM261 168V167H260ZM81 169V168H80ZM148 169H150V168H148ZM147 169V170H148ZM156 169H158V168H156ZM209 169V168H208ZM215 169V168H214ZM213 169V170H214ZM221 169V168H220ZM223 169V168H222ZM221 169V170H222ZM259 169V168H258ZM78 170V169H77ZM91 170V169H90ZM141 170V169H140ZM151 170V169H150ZM152 170L153 171H151V172H155L154 171V169L152 168ZM178 169H176L175 171H177ZM201 170V169H200ZM204 170H205V168H204ZM203 170V171H204ZM218 170V169H217ZM251 170V169H250ZM249 170V171H250ZM261 170V169H260ZM145 171V170H144ZM149 171V170H148ZM179 171V170H178ZM198 171V170H197ZM197 171H195V172H197ZM121 172V174H124V172L123 171H120ZM143 172V171H142ZM145 172H147V171H145ZM145 172H144V174H145ZM172 172V171H171ZM173 172H174V170H173ZM202 172V171H201ZM207 172V171H206ZM257 172V171H256ZM162 173V172H161ZM176 173V172H175ZM179 173V172H178ZM203 173V172H202ZM211 173V172H210ZM213 173H214V171H213ZM217 173V172H216ZM249 173V172H248ZM57 174V173H56ZM77 174V173H76ZM207 174V173H206ZM222 174V173H221ZM254 174V173H253ZM92 175V174H91ZM147 175H149V174H147ZM159 175V174H158ZM180 175V174H179ZM211 175H213V174H211ZM215 175V174H214ZM223 175V174H222ZM222 175H221V177H222ZM225 175V174H224ZM60 176V175H59ZM87 176V175H86ZM86 176H84V177H86ZM150 176V175H149ZM154 176V175H153ZM157 176V175H156ZM156 176H154V177H156ZM169 176V175H168ZM170 176H172V175H170ZM169 176V177H170ZM177 175H175V177H176ZM201 176V175H200ZM205 176V175H204ZM78 177V176H77ZM115 177V176H114ZM202 177V176H201ZM217 177H219V175L217 176ZM224 177V176H223ZM56 178V177H55ZM58 178V177H57ZM88 178H90V177H88ZM151 178V177H150ZM150 178H149V182L151 183V185H153L152 184V182H151V180H152V178H151V180H150ZM158 178V177H157ZM161 178V177H160ZM162 178H163V176H162ZM197 178V177H196ZM200 178V177H199ZM204 178V177H203ZM62 179V178H61ZM86 179V178H85ZM146 179V178H145ZM148 179V178H147ZM147 179H146V182H147ZM155 179V178H154ZM159 179V178H158ZM170 179V178H169ZM168 179V180H169ZM174 179V178H173ZM176 179V178H175ZM213 179V178H212ZM219 179V178H218ZM89 180V179H88ZM87 180V181H88ZM164 180V179H163ZM191 180V179H190ZM193 180V179H192ZM195 180V179H194ZM200 180H201V178H200ZM199 180V181H200ZM205 180V182H204V185L206 184V182L208 183V181H206V179H204ZM211 180V179H210ZM222 180V179H221ZM226 180V179H225ZM239 180V179H238ZM59 181V180H58ZM65 181H67V180H65ZM94 181V180H93ZM158 181V180H157ZM166 181H167V179H166ZM197 181V180H196ZM196 181H194V183L196 182ZM64 182V181H63ZM78 182V181H77ZM86 182V181H85ZM148 182V183H149ZM162 182H164V181H162ZM168 182L169 181H167V185H168ZM171 182V181H170ZM173 182H175V180H173ZM177 182V181H176ZM192 182V181H191ZM211 182V181H210ZM217 182V181H216ZM220 182V181H219ZM227 182V181H226ZM262 182V181H261ZM58 183V182H57ZM161 183V182H160ZM165 183V182H164ZM178 183V182H177ZM222 183V182H221ZM19 184V183H18ZM137 184V183H136ZM157 184H159V183H157ZM199 184V183H198ZM202 184V183H201ZM208 184H210V183H208ZM215 184V183H214ZM4 185V184H3ZM23 185V184H22ZM60 185V184H59ZM63 185H64V183H63ZM79 185V184H78ZM156 185V184H155ZM164 185V184H163ZM162 185V186H163ZM169 185H170V183H169ZM174 185V184H173ZM221 185V184H220ZM225 185V184H224ZM146 186H147V184H146ZM176 186H177V184H176ZM175 186V188L177 189V187ZM192 186V185H191ZM197 186V185H196ZM195 186V187H196ZM200 186V185H199ZM209 186V185H208ZM54 187H56V185L54 186ZM80 187V186H79ZM151 187V186H150ZM154 187V186H153ZM158 188H159V186H157ZM167 187V186H166ZM169 187V186H168ZM168 187H167V189H168ZM171 187V186H170ZM210 187V186H209ZM217 186H215V188H216ZM220 187V186H219ZM255 187H256V185H255ZM261 187V186H260ZM259 187V188H260ZM88 188V187H87ZM90 188V187H89ZM156 188V187H155ZM163 188V187H162ZM161 188V189H162ZM202 188V187H201ZM203 188H205V187H203ZM203 188H202V190H203ZM208 188V187H207ZM214 188V187H213ZM225 188V187H224ZM229 188V187H228ZM227 188V189H228ZM150 189V188H149ZM160 189V190H161ZM166 189V188H165ZM170 189V188H169ZM191 189V188H190ZM210 189V188H209ZM218 189V188H217ZM217 189H216V192L218 193V191H217ZM222 189V188H221ZM87 190V189H86ZM154 190V189H153ZM156 190V189H155ZM160 190L158 191V189H157V192H160ZM172 190V187H171V189H170V191ZM205 190V189H204ZM207 190V189H206ZM166 191H169V190H166ZM165 191V192H166ZM192 191V190H191ZM193 191H194V189H193ZM102 192V191H101ZM156 192V193H157ZM175 192V191H174ZM187 192V191H186ZM196 192H197V190H196ZM195 192V194H197ZM207 192H208V190H207ZM212 192V191H211ZM210 192V193H211ZM234 192V191H233ZM15 193V192H14ZM150 194H152L151 193V190H150V192H149ZM163 193H164V191H163ZM162 193V194H163ZM169 193V197H170V192H167L165 195H167ZM173 193V192H172ZM178 193V192H177ZM189 193V192H188ZM187 193V194H188ZM193 193V192H192ZM206 193V192H205ZM214 193H215V190H214ZM213 193V194H214ZM224 193V192H223ZM82 194H84L83 192H82ZM85 194H86V192H85ZM101 194V193H100ZM150 194H148V196L150 195ZM190 194H191V192H190ZM189 194V195H190ZM33 195V194H32ZM65 195V194H64ZM67 195V196H68ZM173 195V194H172ZM194 194H192L191 196H193ZM198 195V194H197ZM22 196V195H21ZM24 196H26V195H24ZM105 196V195H104ZM152 196V195H151ZM151 196H149V197H151ZM196 196V195H195ZM208 196V195H207ZM1 197V196H0ZM6 197V196H5ZM14 197V196H13ZM41 197V196H40ZM55 197V196H54ZM61 197V196H60ZM157 197V196H156ZM160 197H163V195L161 196H159V199H158V197H157V199L160 201ZM187 197H189V196H187ZM4 198V197H3ZM11 198V197H10ZM37 198V197H36ZM50 198V197H49ZM75 198V197H74ZM73 198V199H74ZM109 198V197H108ZM108 198H104L103 200L105 201V200H108L109 201V199ZM164 198V197H163ZM172 198H173V196H172ZM179 198V197H178ZM177 198V199H178ZM186 198V197H185ZM190 198H194V197H189L188 199H190ZM195 198H197V196L195 197ZM194 198V199H195ZM237 198V197H236ZM31 199V198H30ZM34 199V198H33ZM42 199V198H41ZM69 199V198H68ZM96 199V198H95ZM100 199V198H99ZM169 199V198H168ZM174 199H176V198H174ZM176 199V200H177ZM248 200H249V198H247ZM1 200V199H0ZM36 200V199H35ZM44 200H45V198H44ZM152 200V199H151ZM161 200L163 201V199L161 198ZM165 201L167 200L166 199V197H165V199H164ZM199 200H200V198H199ZM198 200V201H199ZM38 201V200H37ZM51 201V200H50ZM153 201V200H152ZM156 201V200H155ZM162 201H160L161 203H158L159 204V206H157V207H159V209L163 206H161L160 207V204H164V206L163 207H165V203H162ZM170 201H175V200H170L169 199V202ZM186 201V200H185ZM188 201V200H187ZM18 202V201H17ZM16 202V203H17ZM25 202V201H24ZM84 202V201H83ZM91 202V201H90ZM89 202V203H90ZM94 202V201H93ZM149 202H150V200H149ZM154 202V201H153ZM168 202V201H167ZM191 202V201H190ZM200 202V201H199ZM199 202H198V204H199ZM8 203H10V202H8ZM85 203H87V202H85ZM95 203V202H94ZM156 203V202H155ZM171 203V202H170ZM179 203V201L174 205V207L177 205ZM7 204V203H6ZM91 204V203H90ZM117 204V203H116ZM115 204V205H116ZM129 204V203H128ZM172 204L173 203H171L170 205H171V207H172ZM189 204H191V203H189ZM192 204H197V203H195V201L193 202L192 201ZM191 204V205H192ZM197 204V205H198ZM200 206H202V205H204V204H202L201 202H200ZM2 205V204H1ZM23 205V204H22ZM21 205V206H22ZM45 205V204H44ZM131 205V204H130ZM151 206H152V204H150ZM155 205V204H154ZM157 205V204H156ZM170 205H168V206H170ZM183 205V204H182ZM181 205V207H183ZM207 205H208V209H207V211L208 212H210V213H212L211 215L213 216V218H214V220L215 221H217V222H220V220H222V215H224V220H226L225 222H228V221H230V222H233V217L230 215V214H227V212L230 210V211H232L233 210V206L234 205H232L231 206V208H228L222 201H215V202H212V201H209L208 203H207ZM30 206H32V205H30ZM166 206H167V204H166ZM185 206H187V205H185ZM255 206L256 207H262V204H259V203H255ZM13 207H15V206H13ZM26 207V206H25ZM28 207V206H27ZM46 207V206H45ZM87 207V206H86ZM162 207V210L163 211H165V214L167 213L166 212V210H168V209H166V210H164V208ZM178 209H179V207H180V203H179V207L178 206H176ZM175 207V209H176V211L177 212H181V211H179V210H181V209H179V210H177V208ZM191 207H195V205L194 206H190V208ZM199 207V206H198ZM9 208V207H8ZM62 208H64V209H67V206L66 205H64V206H60L59 208H58V210H60V209H62ZM79 208V207H78ZM88 208H89V206H88ZM156 208V207H155ZM170 208V207H169ZM184 208V207H183ZM188 208V207H187ZM204 208H205V206H204ZM37 209V208H36ZM41 209V208H40ZM44 209H46V208H44ZM135 209V208H134ZM192 209V208H191ZM190 209V210H191ZM196 210H197V208H195ZM203 209V208H202ZM201 209V210H202ZM10 210V209H9ZM28 210V209H27ZM70 210V209H69ZM82 210V209H81ZM158 210V209H157ZM161 210V211H162ZM184 210H187V209H185L184 208ZM189 210V209H188ZM194 210V209H193ZM192 210V211H193ZM196 210H194L195 212H199V211H196ZM199 210V209H198ZM11 211V210H10ZM71 211V210H70ZM86 211V210H85ZM154 211H155V209H154ZM172 211H175L174 209H173V207H172ZM26 212V211H25ZM75 212V211H74ZM81 212H83V211H81ZM170 212H171V210H170ZM169 212V213H170ZM187 212L188 211H186V214H187ZM202 213L201 214V221L200 222H202V221H206L207 223H210L211 222V219H210V217H209V213ZM44 213V212H43ZM100 213V212H99ZM173 212H171V214H172ZM221 213H224V214H221ZM19 214V213H18ZM17 214V215H18ZM29 214V213H28ZM50 214H51V212H50ZM77 214V213H76ZM87 214V213H86ZM115 214V213H114ZM161 214V213H160ZM164 213H162V215H163ZM177 214H179V213H177ZM176 214V215H177ZM182 214V213H181ZM186 214H184V216H186ZM194 214V215H193ZM191 213V215L192 216H195L196 214L195 213ZM70 215H72V214H70ZM74 215V214H73ZM80 215V214H79ZM188 215H189V213H188ZM14 216V215H13ZM89 216V215H88ZM156 216V215H155ZM168 216V215H167ZM174 216V215H173ZM182 217H183V214L181 215ZM200 215H198V217H199ZM15 217H16V214H15ZM19 217V216H18ZM26 217V216H25ZM74 217V216H73ZM83 217V216H82ZM159 217V216H158ZM158 217H157V221H158ZM169 218V220H170V216H168ZM175 217V216H174ZM187 217V216H186ZM190 217V216H189ZM198 217H196V221H197V218ZM69 218H71V217H69ZM75 218V217H74ZM161 218V217H160ZM159 218V219H160ZM176 218V217H175ZM179 218H181V217H178L177 219H179ZM14 219V218H13ZM37 219V218H36ZM65 219V218H64ZM164 219V218H163ZM171 219H173V217H171ZM176 219V220H177ZM193 219H194V217H193ZM192 219V220H193ZM45 220V219H44ZM74 220V219H73ZM79 220V219H78ZM162 220V218L160 219V221ZM167 220V219H166ZM180 220H182V219H179L178 221H180ZM183 220H185V218L183 219ZM182 220V221H183ZM186 220H187V218H186ZM185 220V221H186ZM189 220V219H188ZM187 220V221H188ZM13 221V220H12ZM19 221V220H18ZM17 221V222H18ZM22 221H23V219H22ZM21 221V222H22ZM25 221V220H24ZM28 221H29V219H28ZM43 221V220H42ZM53 221H55V220H53ZM60 221V220H59ZM62 221V220H61ZM75 221V220H74ZM80 221H81V219H80ZM83 221H85V220H83ZM182 221H180V222H182ZM186 221V222H187ZM189 221H191V219L189 220ZM49 222V221H48ZM63 222V221H62ZM69 222V221H68ZM86 222V221H85ZM159 222V221H158ZM171 222V221H170ZM172 222H173V220H172ZM177 222V221H176ZM25 223V222H24ZM108 223V222H107ZM162 223H163V220H162ZM164 223H166V222H164ZM168 223V222H167ZM177 223H179V222H177ZM193 223L194 224H196L197 225V223H199V222H197V223H195L194 221H193ZM193 223H190L189 222V224L190 225H192ZM204 223V222H203ZM202 223V224H203ZM15 224V223H14ZM50 224V223H49ZM57 224H59V222L57 223ZM64 224V223H63ZM62 224V225H63ZM69 224V223H68ZM83 224V223H82ZM104 224H105V222H104ZM160 224V223H159ZM182 224V225H181ZM185 224V223H184ZM193 224V226L194 227H197L196 225H194ZM201 224V225H202ZM206 223H204V225H205ZM16 225H17V223H16ZM20 225V224H19ZM54 225V224H53ZM60 225V224H59ZM73 225V224H72ZM96 225V224H95ZM171 225H173V223L171 224ZM170 225V226H171ZM175 225H177L176 223H175ZM187 224H185L184 225V227L186 226ZM260 225V224H259ZM8 226V225H7ZM6 226V227H7ZM14 226V225H13ZM52 226V225H51ZM65 226V225H64ZM90 226V225H89ZM94 226V225H93ZM108 226V225H107ZM110 226H111V224H110ZM156 226H157V224H156ZM163 226V225H162ZM165 226V225H164ZM164 226H163V228H164ZM166 226H167V224H166ZM183 226V223H180V226L179 227H182ZM67 227V226H66ZM66 227H64V228H66ZM69 227H70V225H69ZM72 227V226H71ZM86 227V226H85ZM92 227V226H91ZM95 227V226H94ZM119 227H120V225H119ZM125 227V226H124ZM161 227V226H160ZM176 227H178V225L176 226ZM175 227V228H176ZM192 227V226H191ZM193 227V228H194ZM201 227H203V225L202 226H198V229L200 228V229H202ZM9 228V227H8ZM17 228V227H16ZM16 228H14V229H16ZM26 228V227H25ZM110 228H112V226L110 227ZM187 228H188V225H187ZM190 228V227H189ZM188 228V229H189ZM21 229V228H20ZM36 229V228H35ZM44 229V228H43ZM61 229V228H60ZM63 229V228H62ZM67 229V228H66ZM85 229V228H84ZM95 229V228H94ZM101 229H103V227L101 228ZM121 229V228H120ZM151 229V228H150ZM159 229V228H158ZM162 229V228H161ZM164 229H166V228H164ZM171 229H172V227H171ZM190 229H192V228H190ZM189 229V230H190ZM196 229V228H195ZM197 229V230H198ZM204 229V228H203ZM27 230V229H26ZM97 230V229H96ZM99 230V229H98ZM117 230V229H116ZM163 230V229H162ZM169 230V229H168ZM175 230V229H174ZM176 230H177V228H176ZM178 230H180V229H178ZM188 230V231H189ZM205 230V229H204ZM11 231V230H10ZM171 231V230H170ZM180 231H182V230H180ZM187 230H186V232L185 233H187L188 232ZM190 231H193V230H190ZM189 231V232H190ZM200 230H198L197 231V233L199 232ZM206 231H207V229H206ZM245 231L247 232V233H252V231H253V229L252 228H250V227H246L245 228ZM20 232H22V231H20ZM24 232V231H23ZM42 232V231H41ZM52 232V231H51ZM64 232H66V231H64ZM69 232V231H68ZM163 232V231H162ZM162 232L160 231V233L162 234ZM165 232V231H164ZM172 232V231H171ZM175 232H177V231H175ZM175 232H174V234H175ZM189 232H188V234H186V236L187 235H189ZM203 232V231H202ZM205 232V231H204ZM204 232H203V234H204ZM208 232H210V231H208ZM234 232L235 233H237V235H238V230L237 229H235L234 230ZM262 234H264V231H260ZM18 233V232H17ZM28 233V232H27ZM88 233V232H87ZM92 233V232H91ZM90 233V234H91ZM170 232H168V235L170 236V234H172V233H170ZM183 233H184V231H183ZM183 233H179V234H181V236H179V237H182V235H183ZM195 233V232H194ZM193 233V235H195ZM200 233V232H199ZM198 233V234H199ZM36 234V233H35ZM34 234V235H35ZM39 234V233H38ZM89 234V235H90ZM164 234V233H163ZM166 234H167V231H166ZM191 234V233H190ZM203 234L201 233L200 235H202L203 236ZM209 234H211V233H209ZM209 234H207V236L209 235ZM221 234V233H220ZM5 235V234H4ZM93 235V234H92ZM98 235H99V233H98ZM177 235V237H178V233L177 234H175L174 236H176ZM192 234H191V236H193ZM219 235V234H218ZM222 235V234H221ZM236 235V236H237ZM16 236V235H15ZM25 236V235H24ZM32 236V235H31ZM36 236V235H35ZM100 236V235H99ZM139 236V235H138ZM201 236V237H202ZM256 236V235H255ZM83 237V236H82ZM92 237V236H91ZM102 237H104V236H102ZM101 237V238H102ZM117 237V236H116ZM134 237V236H133ZM166 237H167V235H166ZM176 237V238H177ZM185 237V236H184ZM190 237V236H189ZM189 237H188V239H189ZM263 237H264V235H263ZM29 238V237H28ZM36 238V237H35ZM168 238V237H167ZM175 238V237H174ZM185 238H187V237H185ZM184 238V239H185ZM193 238H194V236H193ZM198 238V237H197ZM196 238V239H197ZM200 238V237H199ZM204 239H205V236L203 237ZM249 238V237H248ZM252 238V237H251ZM14 239V238H13ZM20 239V238H19ZM78 239V238H77ZM109 239V238H108ZM169 239H173L172 237L170 238L169 237ZM204 239H203V243L205 242L204 241ZM208 239V238H207ZM206 239V240H207ZM245 239V238H244ZM243 239V240H244ZM255 239V238H254ZM8 240V239H7ZM9 240H10V238H9ZM33 240V239H32ZM89 240V239H88ZM105 240V239H104ZM162 240V239H161ZM170 240V241H171ZM180 240V242H182L181 241V238L179 239L178 238V241ZM202 239L200 238V240H198L197 242L198 243H200L199 241H201ZM210 240V239H209ZM1 241V240H0ZM55 241H57V240H55ZM75 241V240H74ZM92 241H94V240H92ZM172 241H176V239L174 240H172ZM171 241V242H172ZM184 241V240H183ZM188 241V242H187ZM192 241H194V239H192ZM192 241H190L191 243H192ZM208 241V240H207ZM207 241H206V243H207ZM235 241V240H234ZM11 242V241H10ZM14 242H16V241H14ZM28 242V241H27ZM36 242V241H35ZM101 242H102V240H101ZM165 242V241H164ZM168 242V241H167ZM185 242H187L186 243V245L188 244L189 245V240H186V241H184V242H182L181 244L182 245H179V246H184L183 244L185 243ZM4 243H5V241H4ZM57 243V242H56ZM109 243V242H108ZM174 243V242H173ZM178 243V242H177ZM176 243V244H177ZM190 243V244H191ZM194 243L195 242H193L192 243V245H194ZM197 243V244H198ZM202 243V244H203ZM211 243V242H210ZM233 243V242H232ZM253 243H255V242H253ZM0 244H2V247L5 249V247H7L8 248V246H4L3 245V243H0ZM7 245H8V243H6ZM10 244V243H9ZM14 244V243H13ZM12 244V245H13ZM52 244V243H51ZM81 244V243H80ZM178 244H180V243H178ZM197 244H195V247H198V245ZM234 245H235V243H233ZM249 244H250V242H249ZM17 245V244H16ZM15 245V246H16ZM44 245V244H43ZM76 245V244H75ZM90 245V244H89ZM130 245V244H129ZM175 245V244H174ZM173 245V246H174ZM192 245L190 246V247H192ZM197 245V246H196ZM206 245V244H205ZM204 245V246H205ZM1 246V245H0ZM102 246V245H101ZM145 246V245H144ZM169 246V245H168ZM171 246H172V244H171ZM12 247H14V245L12 246ZM18 247H19V245H18ZM31 247V246H30ZM33 247V246H32ZM49 247H50V244H49ZM68 247V246H67ZM70 247V246H69ZM176 247V246H175ZM186 247V246H185ZM189 247V248H190ZM199 247H202V245H201V243L199 244ZM207 247H209V245L207 246ZM245 247V246H244ZM251 247V246H250ZM1 248V247H0ZM14 248H16V247H14ZM13 248V249H14ZM28 248V247H27ZM83 248V247H82ZM90 248V247H89ZM92 248V247H91ZM90 248V249H91ZM133 248H135V247H133ZM171 248H173L174 249V247H171ZM178 248V247H177ZM181 248V247H180ZM206 248V247H205ZM215 250H216V252H217V254L218 255H220V256H225V257H231V256H234L235 254L233 253V251H232V249L231 248H228V247H224V246H222V245H220V244H218V245H216L215 246ZM19 249V248H18ZM23 249V248H22ZM32 249V248H31ZM54 249V248H53ZM69 249V248H68ZM103 249V248H102ZM183 249V248H182ZM181 249V250H182ZM192 249V248H191ZM196 249V248H195ZM209 249V248H208ZM207 249V250H208ZM2 250V249H1ZM6 250V249H5ZM4 250V251H5ZM9 250H11V248H9ZM14 250H16L17 251V249H14ZM43 250V249H42ZM75 250V249H74ZM100 250V249H99ZM174 250H176V249H174ZM185 250H187V249H185ZM184 250V251H185ZM190 250V249H189ZM213 250V249H212ZM211 250V251H212ZM214 250V251H215ZM248 250H249V248H248ZM6 251H8V250H6ZM13 251V250H12ZM11 251V252H12ZM20 251H21V249H20ZM23 251V250H22ZM25 251V250H24ZM27 251V250H26ZM64 251V250H63ZM202 251H204L203 249H202ZM14 252V251H13ZM94 252V251H93ZM177 252H178V250H177ZM179 252H180V250H179ZM182 252V251H181ZM180 252V253H181ZM205 252V251H204ZM210 252V251H209ZM10 253V252H9ZM16 253H18L17 254V256L19 255V252H16ZM21 253V252H20ZM42 253V252H41ZM53 253V252H52ZM89 253V252H88ZM184 254H185V252H183ZM191 254H192V252H190ZM215 253V252H214ZM5 254V253H4ZM13 256H15L14 255V253H11ZM25 254V253H24ZM31 254H32V252H31ZM45 254V253H44ZM43 254V255H44ZM49 254V253H48ZM70 254V253H69ZM98 254V253H97ZM142 254H143V250H142ZM144 254H146V255H149L150 253H149V251H148V249H145V251H144ZM203 254H205V253H203ZM209 254V253H208ZM207 254V255H208ZM213 254V253H212ZM7 255V254H6ZM5 255V256H6ZM10 254H8V256H9ZM27 255V254H26ZM30 255V254H29ZM40 255V254H39ZM135 255V254H134ZM7 256V257H8ZM11 256V255H10ZM13 256H11V258L13 257ZM15 256L16 257V259H17V261H19V257L20 256ZM32 256V258L33 259H31L30 257L28 258V259H31V260H29L30 262L31 261H34L33 262V264L35 263V264H37V263H39V262H36L35 261V259L36 258H34V256L33 255H31ZM48 256V255H47ZM55 256V255H54ZM193 256H194V253H193ZM201 256V255H200ZM203 256V255H202ZM201 256V257H202ZM209 256L211 257V253L209 254ZM208 256V258H210ZM14 257V258H15ZM25 257V259L28 257H26V256H24ZM36 257V256H35ZM83 257V256H82ZM86 257V256H85ZM125 257V253H124V251H117V250H114L113 251V253H110V254H108V253H105V254H102V255H100L98 258V260H105V259H122V258H124ZM199 257V256H198ZM201 257H199L200 259H201ZM205 257H206V255H205ZM41 258V257H40ZM48 258V257H47ZM54 258V257H53ZM56 258V257H55ZM81 258V257H80ZM166 258V257H165ZM182 258V257H181ZM194 258V257H193ZM196 258V257H195ZM207 258V257H206ZM212 258V257H211ZM219 258V257H218ZM238 258V257H237ZM3 259H5V258H3ZM68 259V258H67ZM203 259V258H202ZM201 259V260H202ZM242 259V258H241ZM12 260V259H11ZM14 260L15 259H13L12 260V262H14ZM37 260V259H36ZM49 260V259H48ZM197 260V259H196ZM201 260H200V262H201ZM209 260V259H208ZM212 260V259H211ZM220 260V259H219ZM225 260V259H224ZM253 260V259H252ZM6 261V260H5ZM9 261V260H8ZM23 261L25 262V260H24V258H23ZM65 261V259H64V257L63 256H61V257H58V263H60V262H64ZM194 261H195V259H194ZM207 261V260H206ZM11 262V264H13ZM45 262V261H44ZM49 262V261H48ZM107 262V261H106ZM211 262V261H210ZM219 262V261H218ZM230 262V261H229ZM7 263V262H6ZM27 263H29L28 262V260H27ZM176 263V262H175ZM215 263V262H214ZM226 263V262H225ZM232 263V262H231ZM15 264H17V263H15ZM19 264V263H18ZM20 264H22L21 262H20ZM25 264V263H24ZM30 264H32V263H30ZM181 264V263H180ZM192 264V263H191ZM196 264V263H195ZM200 264V263H199ZM219 264H220V262H219ZM223 264V263H222Z\"/></svg>",
    "mask_w": 264,
    "mask_h": 264
}]
</instances>
